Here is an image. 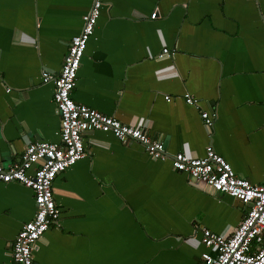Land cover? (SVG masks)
I'll return each mask as SVG.
<instances>
[{"label":"crops","instance_id":"crops-1","mask_svg":"<svg viewBox=\"0 0 264 264\" xmlns=\"http://www.w3.org/2000/svg\"><path fill=\"white\" fill-rule=\"evenodd\" d=\"M93 0H0V163L29 143H60L53 82ZM156 12V18L151 15ZM170 56L160 57L163 49ZM9 90V91H7ZM198 100V108L185 95ZM169 97V100L166 97ZM72 98L144 126L171 157L212 145L264 183V0H106ZM201 111L215 114L212 129ZM86 156L53 183L61 210L34 264H204L201 229L228 237L246 206L111 133L83 136ZM35 215L32 189L0 182V264Z\"/></svg>","mask_w":264,"mask_h":264},{"label":"built area","instance_id":"built-area-1","mask_svg":"<svg viewBox=\"0 0 264 264\" xmlns=\"http://www.w3.org/2000/svg\"><path fill=\"white\" fill-rule=\"evenodd\" d=\"M105 2L93 0L90 10L83 16L81 32L69 43L60 72L57 75L43 73V82H53L55 86L53 101L61 119L60 143L32 142L18 164L4 166L0 163V182L20 183L32 189L35 198L34 218L23 225L13 242V263L34 264L37 242L50 226L59 225L61 210L54 199V180L86 156L83 136L100 131L111 133L124 144L140 143L156 160L171 158L172 167L188 174L194 183H203L215 193L227 194L247 207L242 221L228 237L201 229L202 244L214 251L202 254L204 264H264V183L252 184L238 175L212 145L206 147L204 157H191L183 152L170 157L164 143L152 138L146 127L124 124L73 100L81 61ZM151 18H156V12ZM170 55L165 48L160 57ZM185 100L188 105L199 107L198 100L189 94L185 95ZM201 118L207 128H213L215 114L201 111ZM32 167H35L34 175L29 173Z\"/></svg>","mask_w":264,"mask_h":264},{"label":"water","instance_id":"water-1","mask_svg":"<svg viewBox=\"0 0 264 264\" xmlns=\"http://www.w3.org/2000/svg\"><path fill=\"white\" fill-rule=\"evenodd\" d=\"M29 173H30L31 175H34V174H35V167H32V168L30 169Z\"/></svg>","mask_w":264,"mask_h":264}]
</instances>
